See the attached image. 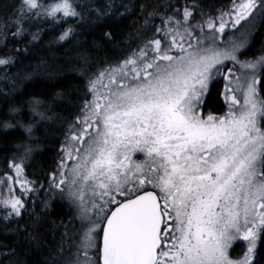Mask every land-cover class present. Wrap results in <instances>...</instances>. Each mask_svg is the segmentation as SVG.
I'll use <instances>...</instances> for the list:
<instances>
[{
    "label": "snow or ice",
    "instance_id": "obj_1",
    "mask_svg": "<svg viewBox=\"0 0 264 264\" xmlns=\"http://www.w3.org/2000/svg\"><path fill=\"white\" fill-rule=\"evenodd\" d=\"M79 7L77 0H15L11 13L0 16V42L6 45L9 32L21 39L25 24L83 21ZM258 18H264V0H232L218 15L187 0L148 12L133 54L89 79L93 99L65 137L39 214L35 200L29 213L26 199L44 189L28 178L30 142L37 125L53 117L37 98L29 110L39 119L27 124L18 119V107L10 108L0 128L18 126L28 142L16 146L22 151L0 173V221L28 214L32 230L23 242L40 250L39 226L51 201H66L71 214L58 225L64 231L44 264H260L264 56L240 59ZM242 21L248 27L238 40L221 39L229 25L239 31ZM73 36L69 27L58 40ZM14 63L11 55L0 56V67ZM218 79L225 82L227 111L205 115ZM237 243L243 255L233 259Z\"/></svg>",
    "mask_w": 264,
    "mask_h": 264
},
{
    "label": "trees",
    "instance_id": "obj_2",
    "mask_svg": "<svg viewBox=\"0 0 264 264\" xmlns=\"http://www.w3.org/2000/svg\"><path fill=\"white\" fill-rule=\"evenodd\" d=\"M169 2L179 6L185 0H77V10H81L80 5L85 9L83 21L70 18L55 25L50 21L25 24L27 31L21 39H13L9 32L6 45L0 42V56L11 55L15 58L12 66L0 67V117H4L10 108L18 107V119L22 123L39 119L33 117L29 110V102L33 98L42 101L48 115L53 117L37 125L35 138L30 142L33 154L31 165L26 170L28 178L37 180V187L43 184L44 189L26 197L29 213L33 211V200L36 213H40V202L46 198L47 181L57 167L61 146L65 143L66 135H70V127L81 107L85 101H89V79L132 55L141 42L138 30L141 33L145 30L147 13ZM187 2L197 3L212 14L215 9L226 12L232 5V0ZM14 3L15 0H0V16L11 13ZM155 23H160L158 18ZM69 27L74 30V36L59 41L58 37ZM253 31L245 57L255 54L264 46V18H258ZM33 33H38L35 41L31 39ZM105 33L111 34L110 40ZM85 57L87 63L84 62ZM219 91L216 81L211 86L204 108L208 107L212 112L223 110ZM11 122L16 124L15 119ZM25 142H28L27 136L20 127L7 131L0 128V173L7 170L8 161L19 151L16 146ZM71 211L66 201L58 198L51 201L48 215L43 217L39 226L40 250L23 242L26 230H32L28 214L18 221H0V264H16L17 261L44 264L45 258H50V250L55 251L56 241L64 231L58 225L62 220L67 223ZM15 229H19V232ZM12 249H15V255ZM257 259L264 264V241L258 243Z\"/></svg>",
    "mask_w": 264,
    "mask_h": 264
},
{
    "label": "rangeland",
    "instance_id": "obj_3",
    "mask_svg": "<svg viewBox=\"0 0 264 264\" xmlns=\"http://www.w3.org/2000/svg\"><path fill=\"white\" fill-rule=\"evenodd\" d=\"M231 7H232V5L231 6H229V9L227 10V11H229L230 9H231ZM226 11V12H227ZM219 14V11H218V9H215V13H213V15H218ZM257 22H258V19H257ZM257 22H255V25L257 24ZM230 26L231 25H229L227 28H226V32H225V35L221 38V39H223L225 42H227L229 39H236V40H238L239 38H240V36H241V33H243L246 29H247V27H248V25L244 22V21H242L241 22V26H238V28H239V31H237V30H235V29H230ZM246 26V27H245ZM252 34V33H251ZM250 38H251V35L249 36V38H248V42H247V45L249 44V42H250ZM246 45V46H247ZM244 49V48H243ZM242 49V52H244V50ZM259 55V56H258ZM255 56L257 57L258 56V58L259 57H261V56H264V46L261 48V49H259V51H257L256 53H255ZM240 58L241 59H244V60H252L253 58H245L244 57V53H243V55H241L240 56ZM232 66V65H231ZM230 66V67H231ZM112 67H115V66H112ZM111 68V67H110ZM109 69V68H108ZM95 77V76H94ZM93 77V78H94ZM103 84H107L108 83V80H107V78L105 77V79L103 80V82H102ZM98 88H100V91L101 92H104V91H106L103 87H101L100 85H98ZM93 99V94L90 92V97H89V101H91ZM227 110H225L224 112H226ZM204 112H206L207 114L210 112V111H204ZM223 111L220 113V112H211L212 114H214V115H223V113H224ZM206 113H204L205 115H207ZM19 151H22L21 149L19 150ZM17 154H18V152H17ZM17 193H18V186H17ZM239 247H241L240 246V244L238 245V247L237 248H239Z\"/></svg>",
    "mask_w": 264,
    "mask_h": 264
},
{
    "label": "flooded vegetation",
    "instance_id": "obj_4",
    "mask_svg": "<svg viewBox=\"0 0 264 264\" xmlns=\"http://www.w3.org/2000/svg\"><path fill=\"white\" fill-rule=\"evenodd\" d=\"M253 34H254V31H252V34H251V38H250V42H249V44L243 49L244 50V52L243 53H245L246 52V50L248 49V47H250V45H251V41H252V39H253ZM248 57H245V58H253L252 60H255V59H257L258 58V56L256 57L255 56V54H253V55H247ZM218 81V87H220L222 84H223V80L222 79H218L217 80ZM219 98H220V101H221V103H222V106H223V102H222V100H224V98H223V96L220 94V92H219ZM210 111H211V109H209ZM203 111H205V108L203 109ZM238 245H239V243H237ZM238 245H234V247H233V250H231L230 251V255H231V257L233 258V259H236V258H241L242 257V255H243V248L242 247H239V248H237L238 247Z\"/></svg>",
    "mask_w": 264,
    "mask_h": 264
}]
</instances>
